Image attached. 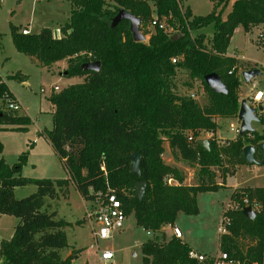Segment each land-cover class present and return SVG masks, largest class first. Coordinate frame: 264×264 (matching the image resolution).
<instances>
[{"label": "trees", "instance_id": "1", "mask_svg": "<svg viewBox=\"0 0 264 264\" xmlns=\"http://www.w3.org/2000/svg\"><path fill=\"white\" fill-rule=\"evenodd\" d=\"M67 1L71 13L61 26V37H54L50 27L29 34L12 28L20 52L47 67L66 61L67 75L84 79L50 95L55 107L53 127L42 132L63 161L68 178L23 176L28 154L8 163L0 139V215L19 218L12 237L0 243V264H74L79 250L63 256L70 246L64 228L70 223L58 218L48 203L70 183L86 200L101 190L114 191L126 214L134 213L137 225L154 236L142 245L147 263L212 264L211 256L204 262L191 257V246L173 233L168 236L165 227L175 225L180 212L197 214L199 192L220 188L214 167L224 165V155L229 163L244 164L243 148L264 141V133L254 130L222 146L210 139L208 150L197 143L202 132L219 129L217 117L238 115L242 80L236 58L227 51L237 28L248 33L264 25V0H215L206 15L194 14L182 0ZM231 1V10L223 18ZM120 9L141 19L140 30L144 35L150 33L148 41L133 38L127 19L112 26ZM154 14L165 18L175 32L156 28L151 33ZM208 26L213 27L212 34L202 31ZM176 32L181 36L173 40ZM92 61L101 62L99 71L83 68ZM182 70L203 83L206 105L191 95L176 93L174 78ZM213 72L221 76L227 94L214 92L206 83L205 76ZM21 77L18 73L10 76L23 81ZM14 101L17 99L0 75V131L26 129L31 123L27 113L10 107ZM259 121L264 125V112ZM189 136L195 141L189 142ZM165 138L184 161L199 165L198 184H185L184 173L164 162ZM134 152L141 155L140 174L133 172L130 157ZM169 178L177 184L168 183ZM139 181L147 182L142 199L136 193ZM28 184L36 185L37 190L17 198L15 188ZM245 195L261 208L255 219L248 218L242 208L224 211L222 223L226 215L231 224L228 232L219 233V251L242 264H264V187L243 188L232 199L242 204Z\"/></svg>", "mask_w": 264, "mask_h": 264}, {"label": "rangeland", "instance_id": "2", "mask_svg": "<svg viewBox=\"0 0 264 264\" xmlns=\"http://www.w3.org/2000/svg\"><path fill=\"white\" fill-rule=\"evenodd\" d=\"M182 1L184 6L190 7L192 12L197 15L208 14L215 3V0ZM232 1L225 8L223 18H226L231 10ZM70 13L71 4L67 0H21L20 2L18 0H2L0 2V33L2 35L0 75L6 80L20 101L22 108L19 111L27 113L31 118V123L26 129L0 131V139L4 145L3 155L9 163L17 161L22 153L28 154L26 167L24 166L22 172L23 176L51 179L68 178L63 161L42 132L53 127L55 107L50 100V95L59 92L70 84L81 82L84 78L68 76V62L66 61H60L52 67H47L33 57L20 52L13 42L12 28L16 26L19 31L27 28L30 33H36L43 27H50L54 37L58 38L62 36L60 23L67 15L70 16ZM153 16L157 17L158 15L154 14ZM153 31L150 29L151 33ZM202 31L212 34L213 27L208 26ZM149 36L150 33L146 34L145 41H148ZM260 38L264 40L263 26L255 27L248 33H244L241 28L238 32H234L228 49L233 52L237 50L240 55L246 57H257L260 63L256 65L264 73V44H259ZM241 62L244 65L241 67L242 74L247 66L244 60ZM16 73L22 76L23 81L10 78ZM261 77L260 75L256 76L252 81L260 80ZM186 82H190L191 85H187ZM252 84L253 82L242 83L240 90L242 99L248 98ZM56 86L59 89H54ZM203 89V83L200 80L191 79L186 71H180L174 78L176 93L179 95H191L193 93L195 99L202 106L208 103V94L205 90L202 91ZM257 89L264 90V82L259 84ZM216 120L219 123V129L214 132L215 136L218 137V134H221L223 138L234 139L235 131L231 128V124H238V116L231 119L217 117ZM253 125L259 128V123L253 122ZM164 149L162 155L164 162L183 172L186 184H198L200 180L199 165L184 161L178 151L174 152L170 148L166 138L164 139ZM222 158L225 160L224 165L221 168L214 167L217 174L216 182L218 184L219 182L223 183L221 188L214 191L199 192L197 195V214L189 215L180 212L176 219V223L179 224L177 225L183 232L184 237L182 239L195 250L208 256H216L219 253V233L222 227L223 213L235 202L231 197L233 186L229 184L234 163L228 162L227 155ZM261 171L264 172V168L255 169L254 172L261 173ZM254 172L252 171V174ZM173 184H177V182L174 180ZM36 190L37 186L34 184L19 186L15 188V196L23 198ZM240 190L242 188L237 189V191ZM50 200L52 202L50 209L58 212V218H64L70 222L64 229L71 245L69 247L79 250V257L74 260L75 264H103L100 261V252L106 248L115 253L113 261L108 264H149L144 259L142 245L154 236L137 225L134 213L127 215L124 228L114 238L100 239L97 242L93 234V224L85 220V208L90 205V201L80 196L73 183L66 190H62L55 199H48V203ZM18 222L19 218L14 215H0V243L3 239L12 237ZM167 227L166 234L171 236L172 232L169 226ZM66 253L68 251L64 249L63 254Z\"/></svg>", "mask_w": 264, "mask_h": 264}, {"label": "built area", "instance_id": "3", "mask_svg": "<svg viewBox=\"0 0 264 264\" xmlns=\"http://www.w3.org/2000/svg\"><path fill=\"white\" fill-rule=\"evenodd\" d=\"M0 2H2V0H0ZM156 28L167 30L170 33L175 32V29L166 23L165 18L153 16V19L150 22V29L156 30ZM21 32L23 34L30 33L27 28L22 29ZM177 60V58L172 59L174 63H176ZM232 72L233 71H229L230 74ZM257 88L258 83L255 81L249 92L248 103L254 107H258L259 105L264 106V90ZM54 89L57 90L59 88L56 86ZM202 91H204V89ZM191 97L195 98V94L192 93ZM10 107L15 110H20L22 108L18 100L12 102ZM237 122V125H234L233 123L231 124V128L235 131L236 136L240 134V122L239 120H237ZM207 135H209V139L214 140L218 145H224L231 140L217 138L213 132L210 131L207 132ZM188 140L189 142H192L195 141V138L189 136ZM173 181L172 178L168 179V183L170 184H172ZM88 201H90V205L85 208V220L90 221L93 224V234L97 242L100 239L106 240L114 238L115 235L124 228L125 219L127 217L122 202L116 197L113 190L108 192L101 190L95 194L94 198ZM246 206H251L255 211H259L261 208L259 202L255 200L251 201L249 197L245 195L242 197V204L240 202H234V204L225 211H228L229 209H243ZM230 224L231 219L225 215L220 232H228ZM172 233L178 238H183V232L178 225L172 226ZM114 256V251L111 249H104L100 252V260L103 264H108L113 260ZM190 256L198 259L200 262H204L208 259V255L198 253L194 250L190 252ZM211 258L213 259L212 264H242L240 261L231 258L228 253L223 251H219L216 256H211Z\"/></svg>", "mask_w": 264, "mask_h": 264}, {"label": "water", "instance_id": "4", "mask_svg": "<svg viewBox=\"0 0 264 264\" xmlns=\"http://www.w3.org/2000/svg\"><path fill=\"white\" fill-rule=\"evenodd\" d=\"M129 20L130 21V28L133 34V38L136 41H145L146 35L143 34V32L140 30V23L141 19L139 17H136L129 11L125 9H120L116 16L113 19L112 26L115 27L120 21L122 20ZM181 36V33L176 32L172 39L175 40ZM83 68L85 70H93V71H99L101 68V62L100 61H92L85 63L83 65ZM261 74V70L258 68H253L249 70H245L242 72L243 80L246 83H249L253 78ZM205 81L208 84V86L216 93H228V88L222 81L221 76L218 73H210L205 76ZM264 106L259 105L258 107H254L248 103V100L246 98L241 100L240 108L238 112V120L240 121V135H243L245 133L253 132L255 128L253 127L252 123L254 121H259L258 111H263ZM197 143L204 147L205 150H208L210 147V140L207 138H198ZM257 148L262 152L263 154V162H264V141L259 143L256 147L253 144H248L243 148V155L245 158V161L249 164L256 163V151ZM132 165H133V172L140 174V163H141V155L137 152H134L131 155ZM147 188V182L146 181H139L136 183V193L139 197V199H142L145 191ZM244 214L250 218L255 219L257 216V211H255L251 206H246L243 208Z\"/></svg>", "mask_w": 264, "mask_h": 264}, {"label": "crops", "instance_id": "5", "mask_svg": "<svg viewBox=\"0 0 264 264\" xmlns=\"http://www.w3.org/2000/svg\"><path fill=\"white\" fill-rule=\"evenodd\" d=\"M195 14V13H194ZM68 19H69V16L67 15L65 18H64V20H63V22L62 23H60V26L61 25H63V24H65L67 21H68ZM263 26V28H264V25H262ZM262 26H259V27H262ZM258 27V28H259ZM242 27H239V28H237L236 30H235V32H238L240 29H241ZM243 29V28H242ZM259 30V29H258ZM261 30V29H260ZM243 31H244V29H243ZM244 33H246L245 31H244ZM259 44L260 45H263L264 44V40H262L261 38L259 39ZM236 50V49H235ZM2 52V51H1ZM1 54V53H0ZM227 55L228 56H232V57H234V58H236V60H237V62H238V65H239V76H240V78H241V80H242V83L243 82H245L244 80H243V77H242V74H241V67L242 66H244L243 64H242V60H244L245 61V63H246V66H247V68L245 69V70H249V69H253V68H258V69H260L261 70V74H260V76H262L261 78H259L260 80H256V82L258 83V86H259V84H261V83H263L264 82V73H263V71H262V69L259 67V66H257L256 64H259L260 63V61H258V59H257V57H254V56H249V57H246L245 55H240L239 54V51H237L236 50V52H233V51H230L229 49H228V51H227ZM259 76V75H258ZM254 79V78H253ZM252 79V80H253ZM250 81V82H255V81ZM249 82V83H250ZM242 83H241V85H242ZM253 85V84H252ZM10 88V87H9ZM251 89V88H250ZM10 90L12 91V89L10 88ZM240 90H241V86H240V88H239V95H240V97H241V94H240ZM249 92H250V90H249ZM12 93H13V95L15 96V94H14V92L12 91ZM15 98L17 99V97L15 96ZM241 99H242V97H241ZM244 99V98H243ZM247 100H248V98H246ZM18 100V99H17ZM18 102L20 103V101L18 100ZM21 104V103H20ZM21 107H22V105H21ZM261 112H264V110L263 111H258V116H259V118H260V114H261ZM238 116V115H237ZM240 122V121H239ZM254 122H257V123H259V128L258 127H255L254 125H253V123H252V125H253V127L255 128V130L256 131H258V132H260V133H264V125L260 122V121H254ZM213 134L214 135H216L214 132H213ZM199 138H207V139H209V135H207V132H204L203 133V135H201ZM217 138H223L222 137V135L221 134H218V137ZM237 138V136H236V134H235V138L234 139H236ZM226 139H229V138H226ZM234 139H231V140H234ZM210 140V139H209ZM256 146V145H255ZM257 147V146H256ZM53 148V147H52ZM3 153H4V151H3ZM2 153V154H3ZM4 156V155H3ZM5 157V156H4ZM255 157H256V160H257V162L256 163H253V164H249V163H244V164H240V163H238V164H234V169H233V174L229 177L230 179H229V184L231 185V186H233V192L232 193H234L235 191H237V189L238 188H246V187H250V188H260V187H264V172L263 171H261V173H256V172H254L255 171V169H258V168H260V169H262V168H264V162H263V154H262V152L257 148V151H256V154H255ZM60 158V157H59ZM6 159V158H5ZM61 159V158H60ZM6 161H7V159H6ZM8 162V161H7ZM16 162V161H15ZM15 162H13V163H15ZM9 163V162H8ZM13 163H10V164H13ZM25 167H26V165H25ZM252 171L254 172V174H252ZM184 183L186 184V178H185V180H184ZM71 184V183H70ZM70 184H69V186H70ZM223 184V183H222ZM220 182H219V185L221 186L222 185ZM68 186V187H69ZM224 186V185H223ZM226 187V186H225ZM221 188V187H220ZM77 190V189H76ZM80 194V193H79ZM80 196H81V194H80ZM82 197V196H81ZM232 197V196H231ZM83 198V197H82ZM84 199V198H83ZM86 200V199H85ZM50 203H52L51 202V200H50V202H49V204ZM69 222V221H68ZM70 223V222H69ZM178 223H176L175 225H177ZM179 225V224H178ZM168 228V227H167ZM169 228H170V230H171V232H172V226H170L169 225ZM165 230H166V227H165ZM122 231V230H121ZM149 233V232H148ZM150 234V233H149ZM184 237V236H183ZM71 246V245H70ZM194 251H196V252H198V253H201V252H199V251H197V250H195L193 247H191ZM106 249H108V248H106ZM66 250L68 251V253H66V254H63V256L64 257H67L68 255H70L71 254V252H72V250H75V248H73L72 247V249H71V247H68V248H66ZM114 255H115V253H114ZM79 257V253H78V256H77V258ZM115 257V256H114ZM76 258V259H77ZM114 259V258H113ZM75 260V259H74ZM101 261V260H100ZM113 261V260H112ZM102 262V261H101ZM73 263L75 264V262L73 261Z\"/></svg>", "mask_w": 264, "mask_h": 264}]
</instances>
